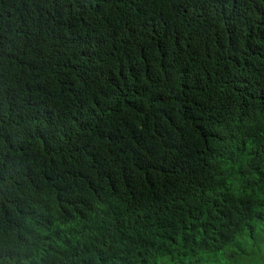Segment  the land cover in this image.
<instances>
[{"label":"trees","instance_id":"1","mask_svg":"<svg viewBox=\"0 0 264 264\" xmlns=\"http://www.w3.org/2000/svg\"><path fill=\"white\" fill-rule=\"evenodd\" d=\"M258 230L264 0H0V264H264Z\"/></svg>","mask_w":264,"mask_h":264},{"label":"rangeland","instance_id":"2","mask_svg":"<svg viewBox=\"0 0 264 264\" xmlns=\"http://www.w3.org/2000/svg\"><path fill=\"white\" fill-rule=\"evenodd\" d=\"M256 238L258 242L264 241V232L258 230ZM263 247H264L263 243H260V251L258 253V256L264 257Z\"/></svg>","mask_w":264,"mask_h":264}]
</instances>
